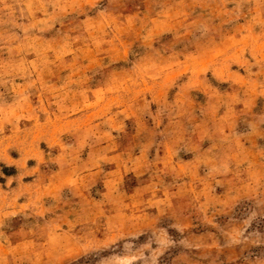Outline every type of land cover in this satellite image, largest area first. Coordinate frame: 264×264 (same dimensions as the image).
<instances>
[{
  "label": "rangeland",
  "instance_id": "rangeland-1",
  "mask_svg": "<svg viewBox=\"0 0 264 264\" xmlns=\"http://www.w3.org/2000/svg\"><path fill=\"white\" fill-rule=\"evenodd\" d=\"M0 264H264V0H0Z\"/></svg>",
  "mask_w": 264,
  "mask_h": 264
}]
</instances>
